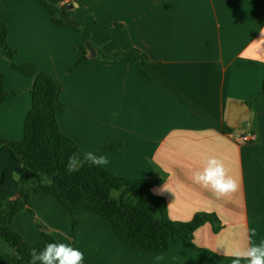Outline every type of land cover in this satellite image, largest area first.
<instances>
[{"label": "crops", "instance_id": "1", "mask_svg": "<svg viewBox=\"0 0 264 264\" xmlns=\"http://www.w3.org/2000/svg\"><path fill=\"white\" fill-rule=\"evenodd\" d=\"M0 1L16 63L34 62L62 86V132L84 153L120 142V150L102 152L105 169L153 179L172 221L215 213L223 225L219 233L208 224L197 230L199 251L179 240L153 253L123 244L94 212L72 215L56 197L33 194V215L22 212L12 223L27 243L44 241L40 223L59 244L80 250L84 264H232L227 253L264 243V97L245 108L264 83V0H48L71 6L69 20L89 29L103 55L139 50L149 59L142 65L104 62L88 52L82 61L84 36L54 24L38 0ZM0 75L11 93L0 105V136L20 142L35 79L4 55ZM234 106L241 114L227 131ZM243 118L247 129L239 132ZM249 132L257 140L243 143ZM211 160L236 181L235 190L214 192L193 181ZM22 172V163L0 147V202L19 195ZM16 255L0 242V264Z\"/></svg>", "mask_w": 264, "mask_h": 264}, {"label": "trees", "instance_id": "2", "mask_svg": "<svg viewBox=\"0 0 264 264\" xmlns=\"http://www.w3.org/2000/svg\"><path fill=\"white\" fill-rule=\"evenodd\" d=\"M38 2L48 10L54 24L71 27L81 33L85 41L89 40L104 62L137 65L149 63L148 57L139 50L103 55L93 44L89 29L83 24L69 20L66 7L52 4L48 0ZM1 5L0 1V8ZM81 50L84 54L83 61L88 53L84 45ZM0 55L8 58L13 69L35 79L31 90L32 107L24 121L23 141L0 136V147L8 148L13 157L23 165L19 179V195L15 199L9 198L0 202V242H5L17 254L8 264H29L30 251L33 248L39 252L46 244H59L45 233V227L40 223L37 225L43 231L44 241L38 244L27 243L12 227L18 214L28 212L33 215L28 208L33 194L56 197L72 215L75 210L81 208L94 212L111 223L123 244L153 253H166L171 244L179 240L186 247L199 251L195 245L197 230L207 224L212 227L214 233L222 230V222L215 213H198L186 223L172 221L165 198L153 192V179L129 180L112 173L104 166H89L87 163L74 172H68L66 166L69 157L74 153L84 152L60 128L58 115L67 109L61 98L62 86L50 75L39 71L36 63H16L18 52L9 44L8 23L1 17ZM4 83V77L0 75V105L11 95L5 91ZM263 97L264 83L259 95L247 103L249 108ZM225 129L233 130L228 126H225ZM121 145L120 142L110 143L103 151L94 153L100 156L106 149L120 150ZM76 226L77 223L74 222V230Z\"/></svg>", "mask_w": 264, "mask_h": 264}, {"label": "clouds", "instance_id": "3", "mask_svg": "<svg viewBox=\"0 0 264 264\" xmlns=\"http://www.w3.org/2000/svg\"><path fill=\"white\" fill-rule=\"evenodd\" d=\"M84 163L89 166L103 167L107 164V160L104 156H98L93 152L74 153L69 157L66 170L74 172ZM192 179L195 183L214 192L223 193L226 190H235L237 187L236 181L227 176L223 166L216 160L209 161L208 166L203 171L195 173ZM252 233L255 234L254 229ZM227 254L233 257L232 264H241V260H246L247 264H264V243L253 245L246 250H233ZM30 257L29 264H37V262L39 264H81L84 254L68 244L49 243L39 252L33 248L30 251Z\"/></svg>", "mask_w": 264, "mask_h": 264}, {"label": "water", "instance_id": "4", "mask_svg": "<svg viewBox=\"0 0 264 264\" xmlns=\"http://www.w3.org/2000/svg\"><path fill=\"white\" fill-rule=\"evenodd\" d=\"M72 7L71 6H68L66 7V10L68 9H71ZM84 46L87 50V52L94 58H103L101 56V54L98 52V50L92 45V43L87 40L85 41L84 43ZM240 108L242 107H237V106H234L233 108H231V112H230V115H229V122H228V127L231 128V129H236L237 128V121L239 120V117H240ZM245 108H249L248 105L245 106Z\"/></svg>", "mask_w": 264, "mask_h": 264}, {"label": "built area", "instance_id": "5", "mask_svg": "<svg viewBox=\"0 0 264 264\" xmlns=\"http://www.w3.org/2000/svg\"><path fill=\"white\" fill-rule=\"evenodd\" d=\"M257 140V135L253 132H249L241 138L243 143H254Z\"/></svg>", "mask_w": 264, "mask_h": 264}, {"label": "rangeland", "instance_id": "6", "mask_svg": "<svg viewBox=\"0 0 264 264\" xmlns=\"http://www.w3.org/2000/svg\"><path fill=\"white\" fill-rule=\"evenodd\" d=\"M246 119L245 118H243L242 120H241V127H240V129H239V132H243V131H245L246 129H247V127H246Z\"/></svg>", "mask_w": 264, "mask_h": 264}]
</instances>
